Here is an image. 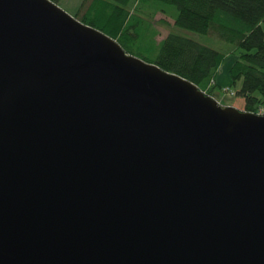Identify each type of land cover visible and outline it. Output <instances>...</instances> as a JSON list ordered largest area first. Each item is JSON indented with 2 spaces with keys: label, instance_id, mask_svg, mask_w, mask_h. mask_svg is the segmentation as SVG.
I'll return each instance as SVG.
<instances>
[{
  "label": "water",
  "instance_id": "obj_1",
  "mask_svg": "<svg viewBox=\"0 0 264 264\" xmlns=\"http://www.w3.org/2000/svg\"><path fill=\"white\" fill-rule=\"evenodd\" d=\"M0 264H264V113L0 0Z\"/></svg>",
  "mask_w": 264,
  "mask_h": 264
},
{
  "label": "trees",
  "instance_id": "obj_2",
  "mask_svg": "<svg viewBox=\"0 0 264 264\" xmlns=\"http://www.w3.org/2000/svg\"><path fill=\"white\" fill-rule=\"evenodd\" d=\"M52 1L59 4L60 0ZM158 13L171 16L175 28L198 34L215 32L233 45V52L240 51L230 71L235 95L245 100V110L262 113L264 0H84L80 5L76 17L116 39L129 54L143 48L147 56L142 59L191 80L214 96L217 71L229 52L176 31L158 42L160 32L154 27ZM149 36L153 39L147 40Z\"/></svg>",
  "mask_w": 264,
  "mask_h": 264
},
{
  "label": "rangeland",
  "instance_id": "obj_3",
  "mask_svg": "<svg viewBox=\"0 0 264 264\" xmlns=\"http://www.w3.org/2000/svg\"><path fill=\"white\" fill-rule=\"evenodd\" d=\"M83 1L84 0H60L59 5L68 13L76 16L79 14V7ZM81 12L84 13V10H82ZM154 22H155L154 27H156L160 32V34L157 37L158 42L162 40L164 37H166L170 31H176L191 36L197 39L198 41L206 45H209L213 48H216L220 51L229 52V54H227V57L222 61L217 71L216 74L217 86L214 97L217 100H219V102L222 105L225 106L232 105L239 109L245 110L244 99L242 97H238L235 94H233V91H235L237 87L232 85V77L230 72L232 65L240 55V51L236 50V52H233L235 50L233 45L227 42L226 40L222 39L215 32H212L210 34H198L181 28H175L174 19L171 16L166 15L165 13H158ZM152 39L153 38L149 36L147 40H152ZM133 50L136 56L139 57L147 56V52L143 48L142 49L134 48ZM152 59L153 58H151V60ZM261 112L262 113L260 114L264 113V106L262 107Z\"/></svg>",
  "mask_w": 264,
  "mask_h": 264
},
{
  "label": "built area",
  "instance_id": "obj_4",
  "mask_svg": "<svg viewBox=\"0 0 264 264\" xmlns=\"http://www.w3.org/2000/svg\"><path fill=\"white\" fill-rule=\"evenodd\" d=\"M233 94H235V92L233 91Z\"/></svg>",
  "mask_w": 264,
  "mask_h": 264
},
{
  "label": "crops",
  "instance_id": "obj_5",
  "mask_svg": "<svg viewBox=\"0 0 264 264\" xmlns=\"http://www.w3.org/2000/svg\"><path fill=\"white\" fill-rule=\"evenodd\" d=\"M244 104H245V100H244Z\"/></svg>",
  "mask_w": 264,
  "mask_h": 264
}]
</instances>
